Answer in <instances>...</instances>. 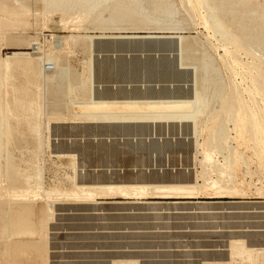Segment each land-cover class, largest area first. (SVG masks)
Masks as SVG:
<instances>
[{
	"label": "rangeland",
	"instance_id": "1",
	"mask_svg": "<svg viewBox=\"0 0 264 264\" xmlns=\"http://www.w3.org/2000/svg\"><path fill=\"white\" fill-rule=\"evenodd\" d=\"M21 1L26 7L10 12L6 8L13 4V0H0V120L6 117L5 125L0 124L3 133L0 132V147L6 143V159L0 160V264H264V215L249 212L228 217L223 212V207L234 200L264 206V159L258 160L248 148L252 142L240 146V150L251 157L247 167H239V178L242 179L232 189L226 188L228 180H224V176L220 178L222 170L209 161L207 172L201 174L202 154H195V157L191 139L186 138L188 126L183 133L180 131L183 134L180 135L175 123L169 129L166 123H160L152 130L149 124L137 127L115 125V128L67 118L61 104L63 89L52 92L45 83L46 73L38 74L24 68L21 62L13 63L15 58L11 55L17 50L32 51L29 57L36 59L45 55L47 47L55 51L49 37L42 38L39 33L47 29L58 35L84 33L83 27L87 23L81 24L82 27L64 26L62 14H42L41 0ZM175 1L181 9L178 17H186L182 20L190 29L179 34L109 31L105 33L108 36L134 34L137 38L95 39L92 76L98 94L107 93L111 97L139 91L149 95L165 92L174 96L190 93L192 81L187 74L191 69L187 66L181 68L176 58L175 42L178 38L169 36L183 33L204 37L207 31L197 19L201 25L193 26L187 12L180 7V1ZM206 47L214 52L213 47ZM219 52L223 53V50L219 48ZM85 56L80 45L73 50L74 71L81 72V61ZM237 57L247 60L244 54H237ZM221 68L223 73H230L224 65ZM263 71L264 67L261 70L264 74ZM55 112H61L65 118L56 116ZM135 137L141 138L133 140ZM57 150L58 153L72 150L75 157H61L56 154ZM210 152L214 162H227L225 152L219 149H210ZM74 168L82 183L95 180L191 182L197 174L200 190L195 191L197 186L188 188L195 191L191 198L149 197L143 200L127 196L106 200L66 199L61 193H47L48 190L74 188L71 179ZM218 178L223 179L222 193L201 191L205 184ZM17 186L34 190L23 192L29 195L26 199H13L10 190L19 188ZM155 200L166 202L153 203ZM186 205L191 208L204 206L209 211L198 214H180L179 211L157 219L145 215V209L152 206L188 207ZM104 206L112 209L105 210ZM167 233L174 236L163 238ZM40 239L46 241L44 246L25 245V242L18 241ZM243 239L250 240L252 247L245 246Z\"/></svg>",
	"mask_w": 264,
	"mask_h": 264
},
{
	"label": "bare ground",
	"instance_id": "2",
	"mask_svg": "<svg viewBox=\"0 0 264 264\" xmlns=\"http://www.w3.org/2000/svg\"><path fill=\"white\" fill-rule=\"evenodd\" d=\"M41 1L42 14L44 16H47L49 13L58 12L62 14L64 26L68 24L85 25L84 23H87V26L83 27L84 33L73 32L67 35H58L49 33L48 31L51 30L47 29L46 32L39 34H41L42 38L49 37V41L52 42V48L55 51H50L49 47H47V52H42L45 55L32 59L29 57L32 51L17 50L12 53L11 57L15 58L13 59V63L21 62L24 68L34 70L38 74H41V72L43 74L46 73L44 75L45 83L48 87H51L52 92L63 89L64 98L61 104L67 112L66 114L64 113L67 118L79 119L80 123H90V125H113L115 128L121 125L128 127L136 125L137 127L149 124L152 130L156 129L157 124L160 123H166L168 129L172 123H175L179 126L180 135L183 133L182 130L188 126L189 133L186 134L189 135L186 138L191 139V145L195 151L193 153L194 155L202 154V160L200 161L202 166L201 174L204 175L207 172L206 164L209 161L217 169L222 170L223 173L220 178L224 176L223 179L228 180L226 188H235L238 185L239 179H242L239 178V167H242V165L248 166V159L251 155L249 156L242 152L240 146L244 143L252 142V145L248 146V148L253 150V155L258 160L264 159V74L261 72L262 67H264V0H179L180 7L187 12L191 23H193L192 25L202 24L206 29L207 35H204V37H201L199 34L195 36L184 35L183 33L178 35L179 32L188 29L189 25L182 20L186 19V17L182 19L178 17L179 10L181 9L178 8L175 0ZM18 7L25 8L26 5L21 0H13V4L6 8V10L16 12ZM109 31H119L120 33L130 31L178 33V36L172 35L169 37L178 38L177 42H175V48L177 50V62L181 68L186 69L184 66H187V68L191 69L190 73L187 74L190 75L192 81L190 93L186 96H174L166 95L165 92L164 94L162 92L161 94L154 95L153 93V95H149L139 91L123 96H115L114 94L111 97L107 93L105 95L109 97L102 96L100 93L98 94L95 79L92 76V61L96 50L94 49L95 39L102 37L137 38V35L135 36L134 34L133 36H108L105 33ZM29 37L31 38V35ZM143 37L149 36L144 35ZM210 38H213L214 41ZM79 45L86 56L81 61V72H76L72 68L71 58L73 50ZM207 45L213 47L214 52L211 53L207 49ZM26 48L31 49L30 47ZM219 48L223 50V53H218ZM19 49H23V47H19ZM237 54L240 56L244 54L247 60H241L237 57ZM222 65L230 73H223ZM84 67H86V71ZM48 73L51 75L47 76ZM190 77L188 76V78ZM53 114L65 118L61 112ZM5 118L4 116L2 117L0 124L5 125ZM62 124L64 123L62 122ZM4 131L6 132V129ZM1 134L3 133L1 132ZM138 138L132 139L136 140ZM122 139L124 140V138ZM4 145L0 147V160L6 159ZM210 149H219L222 153L225 152L227 162L224 164L214 162L215 160H212ZM2 150H4L3 155ZM52 152L54 151L52 150ZM56 154L61 157H73L74 155L72 150L71 152L64 150L63 153H58L57 150ZM74 169V175L71 176L74 188L63 191L48 190L47 193H61L66 199L75 197L87 200L89 198H105L106 200L107 198L127 196L130 199L143 200L149 197L191 198L193 197L192 194L199 189V185L197 186L196 182L199 177L197 174L191 182H125L124 180L106 182L95 180L82 183L78 179L76 168ZM220 178L211 181L209 184H205L201 188V191L222 193L224 183H222L223 179ZM17 187L19 188L10 190V196L13 199H26L29 195L26 196L23 192L26 191L27 193L28 190H34L31 188L23 189L20 186ZM193 187L197 189L189 191L190 189L188 188ZM117 203L119 204L120 202ZM229 204V206L223 207V212L228 217L242 216L249 212L264 215V206L259 204L248 205L244 203V200L241 202L230 201ZM176 208H178V211ZM176 208L168 206H159L158 208L152 206L145 209V212H147L145 215L157 219L161 216L165 217L177 214L179 211V213L189 212L197 214L209 211L204 206H199V208L194 206L192 208L183 206ZM104 209L109 210L112 207L104 206ZM18 241L21 244L25 242V245L35 243L33 246H37L38 244H43L44 246L46 242L41 239ZM242 242H244L245 246L252 247L250 240L243 239ZM52 247L54 248V246Z\"/></svg>",
	"mask_w": 264,
	"mask_h": 264
},
{
	"label": "crops",
	"instance_id": "3",
	"mask_svg": "<svg viewBox=\"0 0 264 264\" xmlns=\"http://www.w3.org/2000/svg\"><path fill=\"white\" fill-rule=\"evenodd\" d=\"M100 181V180H99ZM103 181V180H102ZM117 182V180H108V181H106V182ZM120 181H123V180H120ZM125 182L126 181H131V180H124ZM142 181H144V182H148L147 180H142ZM119 182V181H118ZM158 182H161V181H158ZM163 182V181H162ZM156 202H157V200H155ZM155 201H153V202H155ZM107 202V201H106ZM162 202H166V201H162ZM169 202V201H168ZM185 202H191V201H185ZM193 202V201H192ZM186 206H188L189 208H191V206H189V205H186ZM180 207V206H179ZM180 214H182V213H180ZM167 236L165 237V236H163V238H167V239H169V237L168 236H170L171 237V235H172V237L174 236L173 235V233H167L166 234Z\"/></svg>",
	"mask_w": 264,
	"mask_h": 264
}]
</instances>
